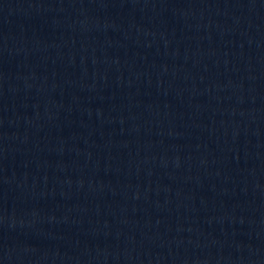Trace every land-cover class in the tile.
Returning <instances> with one entry per match:
<instances>
[{
  "label": "water",
  "instance_id": "95a60500",
  "mask_svg": "<svg viewBox=\"0 0 264 264\" xmlns=\"http://www.w3.org/2000/svg\"><path fill=\"white\" fill-rule=\"evenodd\" d=\"M0 264H264V0H0Z\"/></svg>",
  "mask_w": 264,
  "mask_h": 264
}]
</instances>
